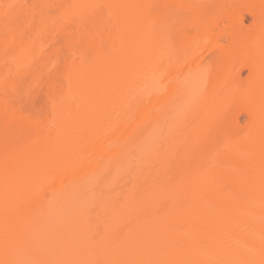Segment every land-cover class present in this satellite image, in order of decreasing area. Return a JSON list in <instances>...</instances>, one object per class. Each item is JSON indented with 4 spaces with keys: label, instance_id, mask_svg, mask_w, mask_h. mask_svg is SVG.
<instances>
[{
    "label": "bare ground",
    "instance_id": "obj_1",
    "mask_svg": "<svg viewBox=\"0 0 264 264\" xmlns=\"http://www.w3.org/2000/svg\"><path fill=\"white\" fill-rule=\"evenodd\" d=\"M88 3L123 6L118 29L34 28L32 5ZM262 138L264 0H0V260L6 198L10 244L40 259L100 258L106 233L133 255H251ZM133 190L153 195L114 214Z\"/></svg>",
    "mask_w": 264,
    "mask_h": 264
},
{
    "label": "snow or ice",
    "instance_id": "obj_2",
    "mask_svg": "<svg viewBox=\"0 0 264 264\" xmlns=\"http://www.w3.org/2000/svg\"><path fill=\"white\" fill-rule=\"evenodd\" d=\"M19 7L16 5H8V8ZM46 5H32L30 6V15L32 20L36 21L34 28L40 31H46L50 28H54L57 25L61 27H68L72 23H79L81 29L89 31L95 29L96 32L112 34L119 27L118 20L114 21L111 11L105 16V10H111L115 8L123 7L121 5L111 4H73L68 6V11L61 15H56L55 19L49 17L55 15L51 12L45 13L43 9ZM174 9H196L198 5H172ZM8 14L5 13V21L8 23ZM195 27V21H193ZM118 38L117 36L114 37ZM7 52V50H6ZM116 47L113 45L112 49L103 48L98 52V55L104 57H110L115 55ZM13 63L17 67V75H19L20 65L16 59H13ZM28 67V65H25ZM83 65H81V70ZM69 75L78 71L75 65L69 68ZM6 84L8 80L6 79ZM18 81L13 79V84ZM70 99L71 95V80L69 84V93L67 96L61 98V100L53 101V107L56 108L57 104L63 106ZM166 139L161 134V140L155 145L154 151L157 153H163L166 148ZM178 191L182 189H177ZM153 195L149 192H140L133 190L129 192L124 198L123 202L118 205L112 206V211L117 215H126L131 211L133 204L137 203L141 198H147ZM260 209H261V226L258 241H253L251 248V255L246 256H233L229 259H177L169 257L153 258L143 252L137 251L133 255L129 249L116 245L114 235L106 233L101 245V256L97 258L95 254L90 257H61L56 259H40L36 258L34 254H30L21 249L14 248L9 241V217H8V204L7 198L5 202V258L0 260V264H264V138L261 140L260 145ZM112 244L110 254H105L103 251L104 245ZM258 252V258L257 257Z\"/></svg>",
    "mask_w": 264,
    "mask_h": 264
}]
</instances>
